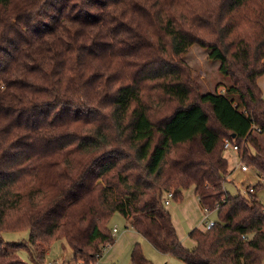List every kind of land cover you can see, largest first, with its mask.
<instances>
[{
	"label": "trees",
	"instance_id": "trees-1",
	"mask_svg": "<svg viewBox=\"0 0 264 264\" xmlns=\"http://www.w3.org/2000/svg\"><path fill=\"white\" fill-rule=\"evenodd\" d=\"M194 45L221 92L202 91ZM262 76L264 0H0V264L34 258L2 238L26 230L95 263L116 213L184 264H264V184L231 195L224 155L237 144L264 179ZM190 188L217 214L193 248L164 201ZM132 262L148 264L140 244Z\"/></svg>",
	"mask_w": 264,
	"mask_h": 264
},
{
	"label": "rangeland",
	"instance_id": "rangeland-1",
	"mask_svg": "<svg viewBox=\"0 0 264 264\" xmlns=\"http://www.w3.org/2000/svg\"><path fill=\"white\" fill-rule=\"evenodd\" d=\"M208 55V51L202 49L198 45H194L185 57V61L192 69L193 75H195L202 85V91L204 93L221 92L223 90L222 86L230 85L231 81L228 77H224L220 73V61L210 60ZM260 141L264 145V136L262 138L260 137ZM231 153V150L224 152V155L230 161V168L233 172L231 180L230 176L225 185L226 190H228L231 195H236L239 192L245 193V190L249 187H254L259 182H263L261 180L259 181L258 177L252 172V169L249 168L250 172H243L241 169L237 168L236 162L231 159ZM258 196L264 203V188L258 193ZM184 197V202L194 199V189L190 188L184 191L183 199ZM181 204L182 202L179 203L173 199L171 204L167 207L173 211L178 207H182ZM189 206L193 207L192 205ZM194 211H196L195 215L200 217L202 227L205 228V212L198 207L197 210L191 209L190 211L188 209L189 213H193ZM209 218L216 222V212H211ZM183 221L184 229L183 231L180 230L184 238L187 239L189 238L190 232L195 227H190L191 225L188 223L187 214L181 212L180 216L176 217L175 223L181 225ZM110 226L111 228L116 227L119 230V233L115 236V243L104 251L101 258L92 264H133L132 251L137 243L140 244L143 254L148 260V264H183V262L176 257L160 253L133 228H127V220L119 213L114 215ZM2 238L6 242H22L33 249V259L29 256L26 249L21 252L22 258L27 264H78L74 262V250L63 239L55 240L50 245L42 244L39 240L35 241L32 239L28 230L21 232H4Z\"/></svg>",
	"mask_w": 264,
	"mask_h": 264
},
{
	"label": "crops",
	"instance_id": "crops-1",
	"mask_svg": "<svg viewBox=\"0 0 264 264\" xmlns=\"http://www.w3.org/2000/svg\"><path fill=\"white\" fill-rule=\"evenodd\" d=\"M258 84H259L260 89L264 93V76H262L258 80ZM230 155H231V159H233L236 162L237 168L241 169V161L242 160L240 158L239 153L232 151V153ZM228 161H229V159H228ZM229 163H230V161H229ZM241 171H243V170L241 169ZM243 172H250V170L249 171H243ZM232 173H231L230 180L232 178ZM254 175L258 177L259 181L260 180L263 181V184H264V179H261L255 172H254ZM184 200H185V197H184V199L182 201V204H181L182 207H178L177 209H175L173 211L171 209H169V211H170V213H171V215L173 217V221H174V224H175V226L177 228V231H178V234H179V237H180L181 241L183 242V244L186 247L193 248L195 246L194 242L190 238H187V239L184 238V235H182V231L184 229V226H183L184 221L181 222V225H180L178 222H177L178 224L175 223V219H176V217H179L180 216V213L181 212H184V214L185 213L187 214L188 223H189V225H191L190 227L204 229V227H202V224L200 223V217H197V215H195L196 214V211H194L193 213L192 212H190V213L188 212V209L190 211H191V209H194V210L196 209L197 210V207L200 208L201 210H203V209L200 206L199 200H198L197 196L195 195V192H194V199H190V201L189 200L188 201L186 200L185 202H184ZM193 203H194V205H193ZM189 205H192L193 207H190ZM127 224H128L127 228H130L131 226H130V224H129L128 221H127ZM114 228H116V227H114ZM117 230H118V228H117ZM118 233H119V230H118L117 234ZM47 251H48V249H47Z\"/></svg>",
	"mask_w": 264,
	"mask_h": 264
},
{
	"label": "built area",
	"instance_id": "built-area-1",
	"mask_svg": "<svg viewBox=\"0 0 264 264\" xmlns=\"http://www.w3.org/2000/svg\"><path fill=\"white\" fill-rule=\"evenodd\" d=\"M224 149H225V151H229V150H231V151H233V152H239V147H238V145H237V144H234V143H232V142H230V141H228V140L225 141ZM241 169H242L243 171H248V170H249V168H248V167H247L242 161H241ZM250 191L253 192V188H252V187H251ZM173 197H174V194H173V193H168V194H166V196H165V200H164L166 206H168V205L171 204V202H172V200H173ZM217 208H218V206H217ZM204 212H205V214H206L205 228H206L207 230H210V229H212V228L215 226V221H213V220H211V219L209 218V214L211 213V211H210L209 209H205ZM117 232H118L117 228H113V234H114L115 236H116ZM109 247H110V246H108L107 249H108ZM107 249H106V250H107ZM80 264H83V263H80Z\"/></svg>",
	"mask_w": 264,
	"mask_h": 264
}]
</instances>
